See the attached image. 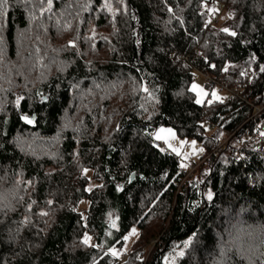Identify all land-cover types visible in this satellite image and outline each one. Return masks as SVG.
<instances>
[{
  "label": "trees",
  "instance_id": "trees-1",
  "mask_svg": "<svg viewBox=\"0 0 264 264\" xmlns=\"http://www.w3.org/2000/svg\"><path fill=\"white\" fill-rule=\"evenodd\" d=\"M213 1L230 12L224 26L200 9ZM194 67L231 79L250 69L252 100L263 102L264 0L0 6V264H118L109 249L132 225L124 264H264V154L241 150L238 130L206 157L250 108L197 103ZM162 124L204 146L206 171L194 177L153 145Z\"/></svg>",
  "mask_w": 264,
  "mask_h": 264
},
{
  "label": "built area",
  "instance_id": "built-area-1",
  "mask_svg": "<svg viewBox=\"0 0 264 264\" xmlns=\"http://www.w3.org/2000/svg\"><path fill=\"white\" fill-rule=\"evenodd\" d=\"M201 10H208L209 23L211 25L217 24L220 13L225 9L221 2L213 1L208 5L200 6ZM189 55L178 56L174 55L173 60L182 65L188 62ZM192 77L194 80H203L207 87L216 90L220 95L219 98L222 102L228 103L233 100H238L240 103L250 108L248 116L239 124L235 131L228 133L206 155V157L214 156L218 154L223 147L229 143L234 133L240 130V143L239 148L241 150H247L264 154V101L261 103H255L252 100V88L249 83L252 72L250 69H245L242 73L241 79H231V74L227 69L222 70L218 74H213L209 71L200 69L198 67L193 68ZM206 126H211V123H205ZM155 147H164V142L157 139L153 140ZM241 150L235 152V158L244 160L246 156ZM197 165L189 163L188 174H190ZM156 239H152L148 246L142 251L146 255L149 254ZM127 255L123 254L118 264H124V260Z\"/></svg>",
  "mask_w": 264,
  "mask_h": 264
},
{
  "label": "rangeland",
  "instance_id": "rangeland-1",
  "mask_svg": "<svg viewBox=\"0 0 264 264\" xmlns=\"http://www.w3.org/2000/svg\"><path fill=\"white\" fill-rule=\"evenodd\" d=\"M229 15H230V12L227 9H224L219 15L217 25L224 26V23L229 17ZM193 85L197 86L195 90H193ZM191 88L195 93L196 100H200L201 101L200 103L204 102L205 100L209 102L213 101L215 99H218L220 96L216 92V90H213L207 87L203 80H193L191 83ZM205 127H206L205 131L207 135L212 134L216 128L215 126L214 127L205 126ZM169 129L171 130V134L168 132ZM161 130H164V131H161ZM152 134L155 138L158 134L163 137L162 139H157V140L164 142V148L166 150L172 153H175L176 155L179 156L181 166L184 170L188 172L189 163H193L197 165L196 166L197 170L194 172V177L197 176V174L201 170H205V171L207 170V166L205 164L201 166L199 165L200 159L202 156L205 155L206 150L204 146L198 140L196 139L185 140L181 138L180 136H178L175 130L171 126L163 125V124L157 126L153 130ZM173 149H175V151ZM85 174L89 178L87 188L90 189L92 186H94L95 181L91 177L90 170L85 171ZM88 206H89L88 198H82L81 200H79L77 204V209L84 216L86 213V210L88 209ZM86 236L90 238L89 242H91L92 241L91 236L85 233L84 239ZM137 236H138V228L136 225H132L124 236V242H123L121 249L120 250L109 249V251L112 253L115 252L116 255L119 256V258H122V255L127 253L128 249L131 247L132 243L135 241ZM125 237H127V239H125Z\"/></svg>",
  "mask_w": 264,
  "mask_h": 264
},
{
  "label": "snow or ice",
  "instance_id": "snow-or-ice-1",
  "mask_svg": "<svg viewBox=\"0 0 264 264\" xmlns=\"http://www.w3.org/2000/svg\"><path fill=\"white\" fill-rule=\"evenodd\" d=\"M7 4V0H0V6H3V5H6ZM48 5H49V8H51V5H52V0H48ZM225 32L228 31V29H224ZM231 35H236L235 32H232L230 33ZM261 71H264V68L261 69ZM197 88L196 85H193V90H195ZM145 91H147V89H145ZM22 99V97L18 98L17 100V104H19V100ZM201 101L200 100H197V103H200ZM22 119H24L27 123L31 124L33 122L32 119H30L29 117L27 116H23ZM161 131H164V130H161ZM168 132L171 134V130L169 129ZM157 139H162L163 137L160 136L159 134L156 136ZM194 143V142H193ZM175 151V149H173ZM202 151V150H201ZM87 171V170H85ZM90 190V189H89ZM208 198L211 199V193L208 194ZM42 215H47V213H42ZM115 226V225H113ZM134 231V230H133ZM89 239L87 236L85 237L83 243L87 244L89 242ZM125 239H127V237H125ZM116 253L113 252V255H115ZM179 255H183V252H180Z\"/></svg>",
  "mask_w": 264,
  "mask_h": 264
},
{
  "label": "crops",
  "instance_id": "crops-1",
  "mask_svg": "<svg viewBox=\"0 0 264 264\" xmlns=\"http://www.w3.org/2000/svg\"><path fill=\"white\" fill-rule=\"evenodd\" d=\"M155 139H157V138H155Z\"/></svg>",
  "mask_w": 264,
  "mask_h": 264
}]
</instances>
